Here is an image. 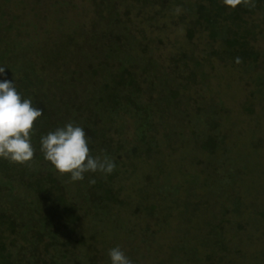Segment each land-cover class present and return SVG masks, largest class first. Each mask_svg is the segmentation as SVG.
Segmentation results:
<instances>
[{"label": "trees", "instance_id": "1", "mask_svg": "<svg viewBox=\"0 0 264 264\" xmlns=\"http://www.w3.org/2000/svg\"><path fill=\"white\" fill-rule=\"evenodd\" d=\"M69 1L56 0V4L63 7ZM88 2L95 15L91 23L68 24L64 18H57L50 27L47 17L50 11L43 6L44 0H0L3 78L13 80L21 97L30 98L33 106L43 111L34 121L35 152L31 166L0 160V264H96L92 255L95 236L80 233L79 225L87 219L96 227L115 218L114 206L123 204L119 198L121 187L117 184L122 176L135 171L133 159H151L159 153V116L163 117L167 110L175 115L181 105L179 98L183 97L179 88L203 79L204 62L213 57L224 65L240 64L244 70L264 67V47L257 45L259 38L264 41V0H249L234 10L226 8L222 0ZM72 6L70 2L69 7ZM144 14L147 22L155 21L149 24L154 31H164L166 26L158 25L157 19L166 18L185 29L189 43L198 35L205 36L209 51H204L201 60L194 59L192 52L177 54L170 59L173 69L167 72L157 63L156 49L151 46L154 42L161 44V40H149L146 29L134 23ZM172 73V77H167ZM257 83L264 86L263 73L257 77ZM155 87L159 88L156 98ZM145 93L148 98L143 101ZM254 107L255 103L244 101L245 113L254 114ZM121 115H130L134 122L136 138L132 144L116 140L123 134L115 124ZM205 117L209 118L206 119L209 128L196 143L205 155H221L224 137L212 130L218 126L213 114L207 112ZM67 122L83 128L93 155H107L114 161L110 175L86 174L83 181L71 182L44 161L39 136ZM172 134L175 135L173 132L165 136L168 141ZM151 176L147 174L146 179ZM89 179L95 183L89 184ZM143 198L146 200V195ZM242 202L235 195L230 207L221 212L214 225L219 240L210 244L203 240L191 248L182 246L179 252L185 250L183 253L187 255L189 249L193 263L203 260L206 264L220 263L221 254L228 251L224 236L231 230L245 231L253 226V221L249 225L240 223L242 215H234L235 222L224 219L228 209L238 214ZM4 203L13 209L8 210ZM156 208L155 204L137 205L134 211L153 214ZM257 215L264 221V211ZM113 227V230L123 228ZM261 230L264 232V227ZM78 248L83 250L81 254ZM234 250L237 255L239 251Z\"/></svg>", "mask_w": 264, "mask_h": 264}, {"label": "rangeland", "instance_id": "2", "mask_svg": "<svg viewBox=\"0 0 264 264\" xmlns=\"http://www.w3.org/2000/svg\"><path fill=\"white\" fill-rule=\"evenodd\" d=\"M88 1L70 0L72 7L69 4L61 7L56 0H44L43 6L50 11L47 14L50 19L48 25L52 27L57 18H64L68 24L78 21L91 23L95 15ZM146 18L144 14L134 23H140V27L146 29L145 35L149 40H161V44L154 42L151 46L156 49L157 63L162 64L167 72L173 69L170 59L177 54L192 52L197 60L205 57L204 51L208 50L205 36L198 35L189 43L182 26H175L166 18L157 19L158 25L166 28L162 32L154 31L149 24L155 21L149 23ZM257 45L264 47L262 38ZM204 63V78H198L187 88H179L183 97L179 98L181 105L175 115L170 110L164 111L163 117L157 114L161 119L157 128L159 153L151 159H133L131 163H135V171L122 176L118 182L121 187L119 198L123 204L114 206V220L96 227L87 219L81 221L79 232L86 237L95 236L92 255H95L96 264H109L107 250L116 246L132 264H206L204 260L198 263L190 261L189 249L187 255L183 253L185 250H179L182 246L191 248L203 240L209 244L219 240L214 225L235 195L243 200V206L238 214L228 209L224 219L235 222L234 215H242L240 223L249 225L253 221V226L246 227L245 231H229L224 236L227 244L224 247L228 251L221 254L220 263L215 262L264 264V232L261 230L264 221L257 215V212L264 211V86L257 83V77L264 75V67L244 70L240 64L224 65L216 57ZM190 66L193 67V63ZM172 76L173 73L167 77ZM155 89L154 98L159 93V88ZM144 95L143 101H146L148 95ZM246 100L255 103L254 114L245 113L243 105ZM207 112L213 114L212 119L218 125L212 129L213 132L224 137V155H205L196 143L209 128L206 124L209 118L205 117ZM121 116L115 124L123 134L116 140L132 144L136 138L134 122L130 115ZM172 131L175 135H170L171 141H168L165 136ZM159 162L163 165L160 166ZM147 174H151L152 179L147 180ZM145 195L146 200L143 198ZM4 204L8 210L13 209L9 203ZM149 204L157 206L153 214H136L134 211L137 205ZM224 225L228 230L226 223ZM113 226L123 228L113 230ZM234 249L239 251L237 255H234ZM82 251L78 248L79 254Z\"/></svg>", "mask_w": 264, "mask_h": 264}, {"label": "clouds", "instance_id": "3", "mask_svg": "<svg viewBox=\"0 0 264 264\" xmlns=\"http://www.w3.org/2000/svg\"><path fill=\"white\" fill-rule=\"evenodd\" d=\"M249 0H222L223 5L234 10ZM0 69V160L12 164L31 166L35 149L32 137L36 134L34 121L43 115L39 107L33 106L30 98H22L13 80L3 78ZM39 151L44 161L60 176L71 182L85 179L86 174L110 175L114 161L107 155H93L83 128L73 122L58 126L39 136ZM94 184V179L88 180ZM109 264H132L130 258L119 248L107 250Z\"/></svg>", "mask_w": 264, "mask_h": 264}]
</instances>
